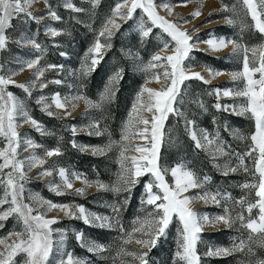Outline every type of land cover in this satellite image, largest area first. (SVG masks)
Instances as JSON below:
<instances>
[{
	"label": "snow or ice",
	"instance_id": "1",
	"mask_svg": "<svg viewBox=\"0 0 264 264\" xmlns=\"http://www.w3.org/2000/svg\"><path fill=\"white\" fill-rule=\"evenodd\" d=\"M94 9L99 5L100 0H89ZM186 3V0H185ZM244 11L251 16L254 21V27L259 33L264 34V0H240ZM32 0H0V51L5 50L9 41L6 30L12 25L11 22L17 18H27L38 21V17L30 11ZM64 7L75 12H83L85 9L77 8L72 0H65ZM163 7L172 14V7L166 0H161L157 4L155 0H118L106 17L101 29L96 35L93 43L89 46L81 63L80 75L87 76L94 71L104 58V52L112 47L111 39L121 28L117 23L119 19L131 20L134 14L139 10L143 17L138 24V30L141 39H146L153 33V28H159L167 34L168 40L163 42V48H171V54H162L161 51L154 53L147 63H142V71L158 82L163 79L159 89L147 87V81L136 93L127 120L121 128L120 139L118 141L109 139L107 145L103 147H93L94 155H104L106 152L115 148L118 152V163L120 170L117 173V180L114 185H109L97 180L89 181L83 178L84 185L90 186L95 183L99 188L110 190L116 193L130 192L140 180L141 177L148 175L151 177L145 183L146 199L141 201L142 206H152V210L146 212L144 217H137L133 221V227L130 232H125L120 225V207H112V216L99 215L89 212L83 205L76 204H57L51 200H45L42 197H33L35 206L25 203L22 194L24 191V181L28 179L26 169L39 166L40 175L51 176L53 169L46 167L47 159L53 156L61 155L59 147L53 150H45L44 156L36 154V149L40 147L30 139L23 141L25 150L31 148L32 153L25 159L18 158V149L21 146V135L17 131L20 118L24 123L30 124L36 131L45 134L46 130L28 111L25 102L18 99L12 92L7 91L9 85L18 87L28 96H32L33 89L38 87L45 88L46 82L41 79L45 76V67H41L42 56L35 59L21 61L18 64L19 70L24 68L33 69L32 78L25 83H17L12 76L16 74L15 70H6L4 65H0V138L6 141L4 147L0 148V186L3 187V196L0 197V228L4 227V221L9 217H15L20 225V231H12L6 237H0V264H16V257L23 255V264H85V261L77 259L72 253L64 252L63 245L66 239L64 232L54 229L52 225L59 223L56 217L47 218L46 213L58 209L70 219H77L88 226H99L101 228L120 227L122 235L127 237L123 239L122 245L117 253L118 256H130L133 258L132 264H149V252L156 246L159 239L166 234V230L172 223L173 218H178L180 222L178 250L175 255L183 264H201V257L197 253V243L202 233L203 226L206 224L223 223L227 228H232L239 221L241 227L248 231L247 242L243 239L239 243H234L231 248H210L206 255L210 257H221L231 255L233 252H245L247 255H255L252 244H257L264 248V44L247 47L235 40H229L224 37H210L203 41L208 45V49L198 48L200 41L194 38L189 30H182L177 23L170 21L158 13L157 8ZM228 6L224 9L227 11ZM235 12V6H233ZM45 11L51 20L59 21L61 17L57 15L51 6L46 7ZM200 10L196 9L190 15L199 16ZM150 22L148 26L146 21ZM187 23V20L184 21ZM227 23L234 24L235 20H228ZM194 31V30H193ZM47 34L51 37L61 35V31L49 27ZM103 40V42H102ZM24 44L31 45L36 50L43 53L42 46L37 43L34 37L22 36L21 41ZM231 45L233 54L243 52V65L241 71L231 73L232 81H243V87L239 90L215 89L212 94L217 98L240 97L242 103L238 107L221 105L219 102L215 105L217 110L232 111L233 113L250 118L254 122L255 131L250 137L239 136L240 139L250 140L248 151L243 155L237 154L239 163L236 167L225 165L223 174L226 176L235 173L238 169H243L245 173H251L256 179V183H245L244 189L255 192V201L251 202L245 198L236 201L243 208L247 204V216L243 212L236 216L230 214L226 207L223 215L209 217L200 215L191 207L195 199H201L205 203L211 201L219 204L221 198L230 199L229 196H221L220 193H210L203 191V194L197 196L185 195L191 189H204L208 182V177L201 179L193 170L188 169L183 163L173 166L171 169L161 167L159 164V153L164 141V126L170 114L183 115L178 112L176 104L181 95V86L188 80H199L204 84L210 83V80L196 71H191V66H186L185 61L191 59L193 51H218ZM251 53V55H249ZM61 55H65L61 53ZM47 69L62 70V66L48 64ZM123 69H118L110 78L104 92L100 94L98 101H93L88 97L77 94L71 97V101L83 100L89 108H102L103 105L111 103L115 99L119 82L123 79ZM211 76L221 73L206 69ZM258 74V78H256ZM53 83L59 84L60 80ZM49 103V98L41 95L36 103L41 106V110L49 117H57L59 109H74L75 103H72L68 97H61L59 93L53 95ZM203 107V104L200 103ZM150 113V117L145 115ZM66 111L65 115H70ZM63 119L64 117H59ZM90 127L96 129V135H101L99 124H93ZM185 130L194 142L197 149H205L215 158L216 156H227L222 141L218 135H213L207 131L198 132L195 129V122L185 120ZM71 131L75 135L77 129L72 127ZM136 138L147 141V145L134 144L132 141ZM73 147H77L75 141ZM133 151L139 155H126ZM252 160L251 169L245 164V159ZM217 167H220L217 165ZM7 169V171H5ZM57 174L61 178L60 184L50 182V187L57 195H62L68 190L73 189V182L69 178V173L64 168H59ZM171 173L173 183L170 185L165 177ZM75 179H81V174L72 173ZM157 189L154 191L153 189ZM85 188L74 190L75 195H84ZM7 205V208H4ZM253 209H258V219L252 217ZM54 232H59V239H54ZM134 234H140L136 239L139 249L126 251L124 245H127ZM9 239L11 242L9 243ZM76 239L83 242L82 233H76ZM89 252L102 253V245L93 244L88 247ZM121 264H127L121 261ZM254 264H264V260H256Z\"/></svg>",
	"mask_w": 264,
	"mask_h": 264
},
{
	"label": "rangeland",
	"instance_id": "2",
	"mask_svg": "<svg viewBox=\"0 0 264 264\" xmlns=\"http://www.w3.org/2000/svg\"><path fill=\"white\" fill-rule=\"evenodd\" d=\"M113 1L114 3L110 7L112 0H100L99 5L93 9L89 3V0H72V3L77 8L85 9V11L77 13L79 15L74 14L72 16L73 22H83L82 26H85L87 28L86 30L89 33V36L91 37L90 43L84 51H77L75 45L70 42V39L55 41L57 36L51 37L47 34V30L49 27L55 28L61 32L62 29L55 26L56 22L58 21L51 20L50 16L45 11L46 7L51 6L54 11L55 8H65V0H32V4L29 10L32 11L34 15L42 18L38 21H33L24 17L12 20V26L6 30V35L9 38L7 47L5 50L0 51V65H4V68L6 70H15L16 74L12 76V79L17 81V83H25L32 78L34 70L25 67L23 71H20L18 67L19 62L28 59H35L37 56H42L40 66L45 67L46 71L45 76L41 79L45 80L47 85L45 88L40 89L38 87L39 82H37V87L33 89L31 97H28L23 92V90L18 87L9 85L7 88V91L12 92L14 96L25 102L29 113L38 122H40L46 130L45 134H41L40 132L36 131L33 127H31L30 124L24 123L20 118H18L17 123L19 124V127L17 131L21 135V146L18 149V158L25 159L33 151L31 148L25 150V146L23 143L25 139H30L37 145H40V147L37 148L35 151L37 155L43 157L45 150H53L58 147L56 145V141L59 144V141H64L66 139V132H70V134L72 135L70 142L73 143V141L75 140V144L77 145V148L79 150L94 155L92 151L93 147H103L108 144L109 139L115 141H118L120 139L122 125L127 120L128 112L130 111L136 93L139 91L141 86L145 84V81H147V87L155 89H159L161 87V84L164 82L163 79L161 78L159 82L155 79H150L149 76L141 70L143 66L141 62L147 63V61L150 60L151 56L157 51L162 50V54H171V48H163V42L165 40H168L169 38L167 37V34L163 33L161 29L153 28V33L150 34L148 38L142 40L139 34L138 24L141 22L143 14L138 10L131 20L124 21L119 19V17L116 18L117 23L121 24V28L115 33V35L111 39L112 47L108 48L104 52V56L109 53L108 60L105 63V67H107V75L105 77V80L103 81L102 88L99 89L97 92V96L95 98H91L85 95L83 90H81L80 83L83 78H85V76L80 75L81 63L89 46L93 43L96 35L101 29L106 17L110 14L111 9L118 2V0ZM155 2L157 4H160L161 0H155ZM166 2L173 5L172 14L169 15L168 10L163 7L157 8L158 13L162 16H165L166 19L177 23L182 30H189V33L194 38H198V40L200 41V43L198 44V48L201 50L208 49V45L203 41H206L210 37H224L229 40H235L238 43L245 45L249 48L264 44V34L259 33L258 30L255 29L254 21H252L250 15H247L245 13L243 5L240 3V0H186V3L185 0H166ZM225 5L228 6L227 11L223 10ZM233 6H235V12H233L232 10ZM198 8L201 14L199 16L192 17L190 14ZM70 16V14L64 16V21L62 23L63 28L68 25L71 26L69 21L71 20ZM230 19L235 20L236 23H227V21ZM144 20L146 21V17H144ZM185 20H187V23L184 22ZM146 23L148 24V26H151L150 22L146 21ZM41 34L50 38L49 43L51 44V46H53L52 49L54 51H59L61 53H67V51H69L68 54L69 56H71V58L65 59L59 58V56L57 58L56 56L53 57L52 55L51 57H49L46 53V48L44 47L45 45L47 46L45 38L42 40L43 43H39L37 41V43L42 46L43 53H41L39 50H36L31 45L24 44L23 42L18 43V41H21L22 36H29L34 38L38 37L39 39H41V37H43V35ZM57 48H59L60 50H57ZM118 55L120 59L118 58ZM249 55H251V53H249ZM191 57V59L185 61V65H190L191 71L200 72L205 77V79L210 80V83L204 84L199 80H188L184 83V85L181 86V95L178 98V103L175 106L178 112L182 113L183 115H177L175 113L169 115L167 121L165 122L164 141L162 143L159 153L160 166L168 169H171L173 166L181 163L171 162L170 160L166 161L162 156L165 146L170 147L174 145L177 139L175 130H181L191 140L188 132L185 130V120H192L195 122V129L198 134L203 131H207L211 134V132L207 128L199 125L195 121V112L193 111L194 108L200 110L201 113L206 111L213 112V115L211 113L212 119L217 121L219 119L223 121L226 132L231 138L235 139L236 141L242 144L244 153L248 151L251 142L248 139L242 140L238 137H250V135L255 131L254 122L250 118L237 115L230 110H217V108L215 107L217 102H219L221 105L238 107L242 103L243 98L235 96L224 97L221 95L218 99L216 95L212 94L213 91L217 88L221 90H239L243 87V81H232L231 79L232 72L242 70L243 52L233 54L232 47L231 45H229L228 47L220 49L218 51H208L207 53L205 51H193L191 53ZM48 64L62 66V70L58 71L55 69H47L46 66ZM127 68L132 74L134 73L136 76L141 77V82L137 85V87L133 90L132 94L130 95L131 100L129 101L127 112L120 122L118 134L116 136H112L106 133L101 128V122L103 123L101 116L103 115L102 109L104 106L102 108H89L83 100L71 101V97L76 96L77 94H81L93 101H98L100 98V94L104 92L106 85H108L109 78L118 69ZM209 68L216 70L221 74L211 76L210 73L206 71V69ZM256 78H258V74ZM55 80H60L61 83H53V81ZM57 93H59L61 97H68L72 103L76 104V107L74 109H71L69 107L67 109L59 110L53 108L54 111L58 112V116L53 117V120L50 119L46 122H42L41 120L37 119L35 116H48L45 112L41 110V106L36 103L37 98L43 95L49 98V103H51L50 98ZM200 103L203 104V107L200 106ZM66 111H70L71 114L65 115ZM222 112L224 113L223 115ZM227 114L236 116L243 122L238 124L229 116H227ZM145 115L150 117L151 114L145 113ZM59 117L64 118L61 119ZM93 124H99V130L101 131V135H96V129L90 127ZM73 126H75L77 129L75 135L71 131ZM35 134L44 136L49 135L48 137L52 138L44 137L41 139V142H39L36 139L37 137L35 136ZM76 135H84L87 138L97 137L100 138V143H89L80 141L79 139L73 137ZM132 142L134 144H148L147 141L141 140L139 138L134 139ZM5 144L6 141L3 138H0V148L4 147ZM202 151L211 159L213 166L220 172L223 173L225 165L229 166L227 156H216L215 158H213V156L209 154V151L205 149H202ZM106 153L109 156H112L114 162L116 163L113 182L111 184H108L99 179L88 180L92 182L99 180L111 187L115 184L117 180V173L120 170V165L117 159L118 152L115 148ZM126 155L132 156L139 154L133 151H129L126 153ZM172 159L175 158L173 157ZM217 165H219L220 167H217ZM46 167L53 169V175H40L41 168L39 166L31 168L30 170L26 169V175L28 179L24 181V191L22 194V198L25 203H29L35 206V201L33 200V197H42L45 200H51L57 204L67 203L83 205L89 212L106 216L113 215L111 206L115 205L120 207L119 201L122 197H124L125 192L116 193L110 190L101 189L95 183H92L90 186L86 187L83 183V178L85 176L81 175V179H75L74 177H72L71 174L77 172L64 156L59 155L48 158ZM61 167L66 169L69 173V178L73 182V189L68 190V192L62 195H57L51 190L50 182L53 184L61 183V178L59 177L56 171ZM5 171H7V169ZM150 179V176L145 175L141 177L139 182L135 185L140 191L139 198L141 201L143 199H146L144 185ZM165 179L170 185L173 183V178L171 176L170 171L168 175H166ZM79 188H85L84 195L74 194V190ZM153 190L157 191V189L155 188ZM205 190L212 193L205 185V188L203 190L191 189L188 193H185V195H202L203 191ZM2 196L3 187L0 186V197ZM191 207L200 215L206 214L209 217L223 215L217 209L219 207V204H214L211 201L205 203L201 199H195L192 201ZM4 208H7V205H4ZM151 210L152 206L141 205L137 217H144L146 215V212ZM46 216L47 218L56 217L59 220V223L52 225V227L54 229H58L64 232L66 235L62 250L66 253H72L75 258L85 261V264L93 263H91V261L89 260L84 259V257L75 254V251L73 249V246L75 244L81 246L83 250H86L87 252H89L88 247L92 246L93 244L102 245L104 247V250H106V246H104L101 242L90 236L89 232L83 226L85 224L82 221L77 219H70L58 209H53L47 212ZM136 218L134 220H136ZM255 219H258V217ZM3 223L4 226L7 227V229H5V232H2V234H0V237H6L9 232H12L14 230H21L20 225L15 217H9V219L4 221ZM171 224L172 226L169 227V230L167 231L168 233L170 232L171 235H164V240L167 238H172L173 240L171 244L172 248H169L170 255L165 257L164 254L160 253L156 257L149 259V264H183V261H180L175 255L176 251L178 250V240L180 238L179 229L181 225L178 218L176 217L173 218ZM91 227L101 228L99 226ZM223 228L227 227L222 222L216 223L214 225L206 224L203 226L202 233L200 234V238L197 243V253L201 257V264H211V262L207 260V258H209L210 256L206 255L207 251L210 248H231L220 244L218 241H216L218 236L212 235V232ZM131 230L132 228H130L126 232H130ZM78 232L82 233L83 242L78 241L76 239V233ZM243 235L244 240L247 242L248 231L245 232ZM53 236L54 239L58 240L59 232H54ZM138 238H140V234H134L132 240L127 245H124L125 250L134 251L136 249H139L141 246L136 244L135 242ZM123 239H127V237L120 235V237L116 238V240L113 241L114 243H116L117 247H113L110 249L111 260H113L111 264H121L122 260L127 262V264H132L133 262V258L130 256L117 255L122 245ZM10 242L11 239H9V243ZM252 248L253 251H255L256 248H259V246L257 244H252ZM90 253H92L94 259L97 260L100 258H104L105 251H103L102 253ZM90 258L93 259V257ZM211 258L215 257L213 256ZM15 259L17 264H23L24 256L21 254L18 255ZM256 260L261 259L257 257Z\"/></svg>",
	"mask_w": 264,
	"mask_h": 264
},
{
	"label": "trees",
	"instance_id": "3",
	"mask_svg": "<svg viewBox=\"0 0 264 264\" xmlns=\"http://www.w3.org/2000/svg\"><path fill=\"white\" fill-rule=\"evenodd\" d=\"M113 3L114 1L112 0L110 7L113 5ZM55 11L61 17V19L56 22L55 26L62 29V34L58 35L55 41L70 39V42L75 45L77 51H84L89 45L91 37L86 30L87 28L85 26H82L83 22L78 23L72 21V16L74 14L79 15L77 14L79 12L61 7L55 8ZM67 14L71 15V20H69L71 26L68 25L63 28L62 23L64 21V16ZM63 32H65L67 35ZM44 36L45 35H43L41 39H39L38 37H35V39L39 43H43L42 40L45 38L47 46L45 45L44 47L46 48V53L49 57H51L52 55L53 57L56 56L57 58L58 56L59 58L65 59L71 58V56H69L68 54L69 51H67V53L65 52V55H61V52L59 51H54L52 49L53 46H51V44L49 43L50 38ZM57 50L60 49L57 48ZM108 54L109 53L104 56L103 60L96 67V69L90 72L89 75L85 76V78H83L80 83L81 90H83L85 95L91 98H95L97 96L98 90L103 86V81L105 80V77L107 75V67H105V63L108 60ZM123 70V79L120 81L119 86L117 87L115 99L111 103L103 105L104 107L102 109L103 115L101 117L103 123L101 122V128L106 133L112 136H116L118 134L120 122L123 116L126 114L129 101L131 100L130 95L137 87V85L141 82V77L136 76L134 73L132 74L128 68ZM193 111L195 112L194 119L199 125L207 128L211 132V134L218 135L220 141H222L224 144L225 151L229 153L227 155L229 166L236 167L239 163V161L237 160V154H244L242 144L228 135L225 130L223 121L219 119L218 121L212 119L211 113L213 115V112L206 111L201 113L200 110L195 108L193 109ZM223 114L224 113L222 112V115ZM227 116H229L238 124L243 122L241 119L231 114H227ZM35 117L42 122L54 119L53 117H49L46 115H43L42 117ZM175 132L177 139L173 146H165L162 154L164 159L166 161L170 160L171 162L183 163L188 169L193 170L201 179L207 176L209 179L206 186L212 193L218 192L222 197L224 195L229 196L230 199L221 198V202L219 203V207L217 208L220 213L224 214V210L227 207L232 216H236L241 212H243V214L247 216V204H245L243 208H241V206L237 204L236 201H239L241 198H245L251 202L255 201L256 197L254 190L250 191L242 187V185L245 183L257 182L253 175H251V173H245L241 168L238 169V171H236L235 173L230 172L225 176L222 172H220L213 166L211 159L202 151V149H197L195 147L192 140H190L184 132L178 129H176ZM65 134L67 135L66 139L64 141H59V144L56 141V145L59 147L61 155L68 160L75 171L82 176H85L87 179H99L108 184H111L113 182L114 171L116 169V163L114 162L113 157L109 156L107 153L101 156L85 153L79 150L77 147L72 146V142H70L72 135L70 134V132H66ZM35 136L37 137L36 139L39 142H41V139L44 137L52 138L48 137L49 135L44 136L35 134ZM73 137L84 142L100 143V138L97 137L87 138L84 135H76ZM173 157L175 159H172ZM245 164L251 169L252 160L250 158L245 159ZM137 189L138 187L134 186L130 192H125L124 197H122L119 201L121 209L119 216L120 225L123 227L125 232L133 227V221L138 216L139 208L142 205L139 198L140 191L139 189ZM258 215V209H253L252 217L255 219L258 217ZM83 226L89 232L91 237L101 242L107 248L106 250H104V258H100L97 260L94 259L92 253L83 250V248L77 244L73 246L75 254L84 257V259L91 261V263L93 264H111L113 260H111L110 249L113 247H117L116 243H114L113 241H115L116 238L122 235L120 227L104 229L93 228L87 225ZM171 226L172 224L169 225V227ZM169 227L166 230L165 234L167 236L171 235L170 232V234L167 232L169 230ZM5 229H7L6 226L0 228V234H2V232H5ZM245 232H247V230H244V228L241 227L239 221H237L232 228L219 229L212 232V235L218 236L216 241H218L223 246L232 247L234 243H239L241 239L244 240L243 234ZM172 242V238H167L164 240V236L161 237L156 246L149 252V259L156 257L160 253L164 254L165 257L169 256V248H172ZM254 253L255 255H247L245 252H234L233 254L224 257H209L207 258V260L210 261L211 264H254V261L257 257H259L261 260L264 259V248H256ZM90 257H93L94 260Z\"/></svg>",
	"mask_w": 264,
	"mask_h": 264
},
{
	"label": "bare ground",
	"instance_id": "4",
	"mask_svg": "<svg viewBox=\"0 0 264 264\" xmlns=\"http://www.w3.org/2000/svg\"><path fill=\"white\" fill-rule=\"evenodd\" d=\"M190 26V25H189Z\"/></svg>",
	"mask_w": 264,
	"mask_h": 264
}]
</instances>
